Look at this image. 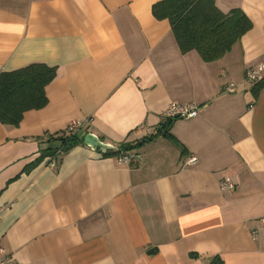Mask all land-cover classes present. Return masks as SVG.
I'll return each instance as SVG.
<instances>
[{"label":"crops","instance_id":"1","mask_svg":"<svg viewBox=\"0 0 264 264\" xmlns=\"http://www.w3.org/2000/svg\"><path fill=\"white\" fill-rule=\"evenodd\" d=\"M157 1L0 0V72L56 68L45 106L0 123L9 264H264V89L254 97L244 81L264 65V0H215L252 27L211 62L181 53L169 21L152 15ZM171 103L199 113L131 150L137 166L76 144L28 168L71 120L119 145L155 133Z\"/></svg>","mask_w":264,"mask_h":264},{"label":"trees","instance_id":"2","mask_svg":"<svg viewBox=\"0 0 264 264\" xmlns=\"http://www.w3.org/2000/svg\"><path fill=\"white\" fill-rule=\"evenodd\" d=\"M151 12L156 19L169 21L181 53L195 50L205 62L221 58L252 27V22L241 9L224 13L217 8L215 0H160L152 5ZM55 76L56 68L44 63H31L12 71L0 72V123L16 126L26 111L45 106V88ZM262 89L264 78L261 77L252 84L254 97ZM176 119H166L155 133L119 143L117 151H107L103 155L116 157L122 152L142 147L158 135L171 138L169 129ZM83 131L72 136H64L63 132L54 137L48 136V142H58L59 145L45 148L44 153L28 168L37 165L45 155L54 156L58 148L65 153L69 144H84ZM210 263L222 264V261L214 257Z\"/></svg>","mask_w":264,"mask_h":264},{"label":"built area","instance_id":"3","mask_svg":"<svg viewBox=\"0 0 264 264\" xmlns=\"http://www.w3.org/2000/svg\"><path fill=\"white\" fill-rule=\"evenodd\" d=\"M264 69V65L249 68L244 73V81L247 83H254L261 78V71ZM229 91H234V83H229L227 86ZM199 113V106L194 104H178L171 103L163 111V118L166 119H176V118H194ZM90 119L83 120H71L65 127L63 134L64 136H72L82 130H87L90 124ZM64 154L62 148H58L55 155L49 157V163L55 165L58 159ZM116 160L119 164H126L131 166H137L140 163L141 156L137 151H126L122 152L116 156ZM197 161L195 156L187 157L184 161L186 165H192ZM219 187L223 191H232L235 188V184L229 177H224L219 182ZM260 223L264 225V217H261ZM255 235V231L253 232ZM0 264H9L8 256L4 253V249L0 246Z\"/></svg>","mask_w":264,"mask_h":264},{"label":"water","instance_id":"4","mask_svg":"<svg viewBox=\"0 0 264 264\" xmlns=\"http://www.w3.org/2000/svg\"><path fill=\"white\" fill-rule=\"evenodd\" d=\"M84 145L90 147L92 150L99 153H106L107 151H117L118 146L115 144L102 141L97 135L91 132H86L82 138ZM71 144L67 148H70Z\"/></svg>","mask_w":264,"mask_h":264}]
</instances>
